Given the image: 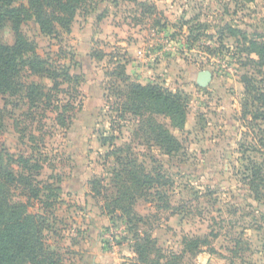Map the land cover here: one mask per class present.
<instances>
[{
    "label": "rangeland",
    "instance_id": "obj_1",
    "mask_svg": "<svg viewBox=\"0 0 264 264\" xmlns=\"http://www.w3.org/2000/svg\"><path fill=\"white\" fill-rule=\"evenodd\" d=\"M19 32L50 70L65 68L80 81L76 87L58 77L61 84L49 93L45 107L44 98L29 103L19 96L23 91L0 95L2 163L9 164L11 157L15 174L30 180L28 185L25 179L9 184L10 199L41 215L44 244L54 251L56 264L77 262L60 243L52 245L66 223L57 224L56 207L69 202L51 186L79 167L89 179L101 178L102 193L110 195L117 155L134 157L146 172H159L167 181L133 207L142 217L132 230L145 246L140 264H264V191L256 198L248 184L252 164L264 176V65L248 61L257 58L253 50L264 42V0H88L69 33L45 36L32 19ZM15 39L11 22H5L0 41L11 45ZM136 49L142 50L144 63L131 56ZM124 61L130 75L148 80L144 85L155 83L186 99L182 128L154 116L179 141L176 151L166 153L145 141L135 134L129 114H116L120 97L117 84L112 86L113 73ZM139 63L156 72H136ZM202 70L212 75L205 86L196 82ZM21 73L18 81L38 85L43 93L52 84L44 76ZM246 76L251 79L247 89ZM62 104L70 115L66 122L56 116ZM110 151L116 152L106 156ZM78 152L86 157L76 160ZM112 232L113 239L104 240L109 247L124 244L115 242L129 235L118 220ZM149 235L153 243L144 240ZM194 236L207 244L192 248Z\"/></svg>",
    "mask_w": 264,
    "mask_h": 264
},
{
    "label": "trees",
    "instance_id": "obj_2",
    "mask_svg": "<svg viewBox=\"0 0 264 264\" xmlns=\"http://www.w3.org/2000/svg\"><path fill=\"white\" fill-rule=\"evenodd\" d=\"M26 1L27 5L19 0H0V29L5 22H11L16 31L13 44L6 45L0 41V95H14L23 91L24 94L19 96L26 98L29 103L38 100L39 96L44 98L45 107L50 104L51 92H54L61 84L57 80L58 77H62L63 84L73 81L78 87L79 76L70 75L65 68L61 69L62 74L50 70L45 59L35 52V45L19 32V26L32 19L40 33L45 36L53 37L59 33H69L76 13L88 0ZM256 46L253 52L257 58L249 57L248 61L257 66H263L264 42ZM125 66V61L118 63L113 73L116 80L112 86L115 87L117 84L115 94L120 97L116 114L119 118L129 114L136 122L135 134H141L145 141L153 142L166 153L176 151L179 141L165 125L158 123L154 116H165L170 120L171 127L182 128L188 111L186 99L181 93L172 92L161 85L155 83L144 85L132 80L126 74ZM24 70L50 79L51 86L47 89L44 86L43 93L38 85L32 83L23 85L18 81V77L20 74L22 76L21 71ZM250 80V77H243L245 89L248 88ZM76 95H79L78 92ZM66 108L67 105L62 104L56 113L57 118L63 119L64 122L68 121L70 116L65 115ZM64 122L61 121L62 126ZM101 143L105 144V140H101ZM126 146L129 147V145ZM117 149L116 151H120L122 148ZM116 151H110L106 156ZM1 156L0 153V264H56L54 251L44 244L41 215L28 213L23 206L13 203L10 199L9 184L17 179L21 181L25 179L24 183L28 185L30 180L15 174L11 157L9 164L4 165ZM115 161L118 168L112 171L113 192L110 195L102 193L105 185L101 184V178L92 177L88 181L89 193L95 199L101 198L100 208L109 216L112 228L116 220L122 222L129 237L124 235L120 237L121 241H116L115 244L130 240L129 245L134 253L133 263L130 264H140V261L143 262L145 246L140 245L139 237L132 230L135 222L142 220V217L136 214L133 207L138 199L147 200L148 197H153L149 190L167 181L159 172H146L143 165L130 155L123 158L117 155ZM249 171V188L256 198H261L260 190L264 191L263 169L254 163ZM50 186L48 185V189ZM51 188L56 196L61 193L58 185ZM106 231L113 239L114 233L110 227H107ZM194 237L192 248L198 249L207 244L204 237ZM144 240L147 243H153L150 235Z\"/></svg>",
    "mask_w": 264,
    "mask_h": 264
},
{
    "label": "crops",
    "instance_id": "obj_3",
    "mask_svg": "<svg viewBox=\"0 0 264 264\" xmlns=\"http://www.w3.org/2000/svg\"><path fill=\"white\" fill-rule=\"evenodd\" d=\"M134 54L139 62L144 63L145 58L141 49H136L131 56L134 57ZM143 63H139L138 66L140 67H136V72H142L145 69L147 73L156 72L153 67H148V64L144 65ZM128 66V64L125 66V71L132 80L136 79L135 81L141 84L148 81L142 82L140 80L143 78L142 76L133 73L130 75ZM137 76L138 79L132 78ZM79 144H81V147L84 145L83 142H79ZM78 153L76 160L86 157L84 152ZM70 172L69 178L58 185L64 196H62V199L66 198V202L69 203L67 206H63L62 209L59 208V204L56 207V211H58H55L57 224L61 220L66 223L60 225L61 236L56 239L58 240L57 243L52 242V245L56 247L55 244L60 243L61 248L66 252L64 254L68 257H75L77 264H130L128 262L124 263L126 259L128 260V257L133 258L134 256L129 245L130 240L117 247H109L104 243V240L109 236L106 228L110 227L111 231L113 228L109 216L104 214L100 208L101 203L89 193L88 172L84 169L81 170L79 167H74ZM67 197L70 198L69 201H67ZM55 233L57 232L55 231Z\"/></svg>",
    "mask_w": 264,
    "mask_h": 264
},
{
    "label": "water",
    "instance_id": "obj_4",
    "mask_svg": "<svg viewBox=\"0 0 264 264\" xmlns=\"http://www.w3.org/2000/svg\"><path fill=\"white\" fill-rule=\"evenodd\" d=\"M211 73L208 70H202L197 73L196 82L200 86H205L211 80Z\"/></svg>",
    "mask_w": 264,
    "mask_h": 264
},
{
    "label": "built area",
    "instance_id": "obj_5",
    "mask_svg": "<svg viewBox=\"0 0 264 264\" xmlns=\"http://www.w3.org/2000/svg\"><path fill=\"white\" fill-rule=\"evenodd\" d=\"M110 239L112 240V238L110 237Z\"/></svg>",
    "mask_w": 264,
    "mask_h": 264
}]
</instances>
